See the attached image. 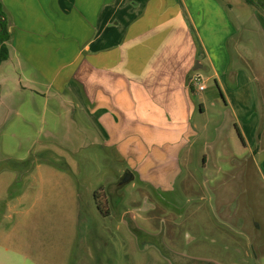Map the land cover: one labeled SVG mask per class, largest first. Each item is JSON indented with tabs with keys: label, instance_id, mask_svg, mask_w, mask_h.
<instances>
[{
	"label": "rangeland",
	"instance_id": "rangeland-1",
	"mask_svg": "<svg viewBox=\"0 0 264 264\" xmlns=\"http://www.w3.org/2000/svg\"><path fill=\"white\" fill-rule=\"evenodd\" d=\"M229 1L231 17L240 10L247 19L239 35L253 38L248 61L256 66L260 36L249 16L264 0ZM205 84L198 93L216 90ZM216 94L221 102L195 114L202 130L172 178L138 171L143 159L98 141L82 111L29 66L2 61L0 264H264V174ZM126 168L133 177L117 187Z\"/></svg>",
	"mask_w": 264,
	"mask_h": 264
},
{
	"label": "crops",
	"instance_id": "crops-1",
	"mask_svg": "<svg viewBox=\"0 0 264 264\" xmlns=\"http://www.w3.org/2000/svg\"><path fill=\"white\" fill-rule=\"evenodd\" d=\"M0 1L8 18L5 60L13 68L25 63L47 89L78 107L98 141L125 158L143 159L138 171L173 178L189 137L202 130L193 122L195 114L215 106L219 93L222 112L231 113L244 148L264 174L262 8L250 3L249 19L257 27L251 32L259 34L261 51L253 66L248 61L253 38L242 43L239 35L247 19L240 10L231 17L229 0ZM197 60L203 68L193 70ZM195 71L203 90L188 84ZM205 80L216 88L208 96L202 95ZM147 161L152 164L144 165Z\"/></svg>",
	"mask_w": 264,
	"mask_h": 264
},
{
	"label": "trees",
	"instance_id": "trees-1",
	"mask_svg": "<svg viewBox=\"0 0 264 264\" xmlns=\"http://www.w3.org/2000/svg\"><path fill=\"white\" fill-rule=\"evenodd\" d=\"M246 2L253 3L252 0H246ZM8 39H9L8 18L3 8V5L0 1V63L5 59H7L8 57V45H7ZM238 134L241 138L239 132Z\"/></svg>",
	"mask_w": 264,
	"mask_h": 264
},
{
	"label": "built area",
	"instance_id": "built-area-1",
	"mask_svg": "<svg viewBox=\"0 0 264 264\" xmlns=\"http://www.w3.org/2000/svg\"><path fill=\"white\" fill-rule=\"evenodd\" d=\"M188 84L191 88L197 90L205 89V85L203 83V78L198 72H193L192 75L189 77Z\"/></svg>",
	"mask_w": 264,
	"mask_h": 264
},
{
	"label": "water",
	"instance_id": "water-1",
	"mask_svg": "<svg viewBox=\"0 0 264 264\" xmlns=\"http://www.w3.org/2000/svg\"><path fill=\"white\" fill-rule=\"evenodd\" d=\"M202 68H203L202 64L198 60L195 61V65L193 66V70H200ZM132 177H133L132 171L127 170L123 179H122V183L130 181L132 179ZM203 261H206V260H202V262H201L202 264H208L207 262H203ZM211 264H218V263L212 262Z\"/></svg>",
	"mask_w": 264,
	"mask_h": 264
},
{
	"label": "flooded vegetation",
	"instance_id": "flooded-vegetation-1",
	"mask_svg": "<svg viewBox=\"0 0 264 264\" xmlns=\"http://www.w3.org/2000/svg\"><path fill=\"white\" fill-rule=\"evenodd\" d=\"M124 171H125V173H126L127 170L125 169ZM124 175H125V174H124ZM124 175H123L122 177H120L119 181L116 183L117 187H118V185L121 186V184H122V179H123Z\"/></svg>",
	"mask_w": 264,
	"mask_h": 264
}]
</instances>
